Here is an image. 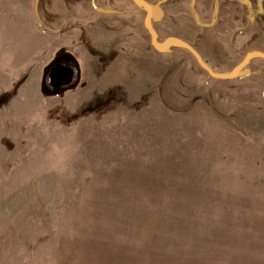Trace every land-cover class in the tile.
I'll use <instances>...</instances> for the list:
<instances>
[{"label": "rangeland", "instance_id": "374dc122", "mask_svg": "<svg viewBox=\"0 0 264 264\" xmlns=\"http://www.w3.org/2000/svg\"><path fill=\"white\" fill-rule=\"evenodd\" d=\"M143 1L156 46L137 0H0V264H264V94L208 85L264 49V0Z\"/></svg>", "mask_w": 264, "mask_h": 264}, {"label": "crops", "instance_id": "0c3cea01", "mask_svg": "<svg viewBox=\"0 0 264 264\" xmlns=\"http://www.w3.org/2000/svg\"><path fill=\"white\" fill-rule=\"evenodd\" d=\"M159 0L158 3L161 2V6L166 5V8L171 11V14L166 13V17H172L174 19H180L181 22H187L188 24L194 27H200L198 23H195V15L191 10V5H182L175 6L171 5L175 3H180L186 0ZM189 1V0H187ZM194 1L197 5L200 4V0H191ZM151 4V3H150ZM157 4V3H156ZM155 5V4H151ZM45 9L47 10L46 15L49 18L55 17L60 20L65 19H88L101 17L102 14L108 13L110 8H106L105 6H99L96 3V0H48V2L44 3ZM196 8V6H195ZM43 8H40V11ZM56 10L53 14L50 11ZM156 9H152L150 12V16L155 14ZM197 12V10H195ZM42 12V11H41ZM252 30V29H251ZM251 30L249 32H251ZM205 34V33H204ZM183 37L177 38L181 41H193L197 38L191 36L188 32L182 35ZM175 38V37H174ZM258 50L257 52H261L264 54V49H253L252 51ZM256 52V51H255ZM257 58H264L259 56H253L250 58L247 67H242L239 69L237 74L233 77H229L233 73L232 71H224L221 72V77L214 76V81L208 83V85H255L257 94H264V63L263 61H258ZM254 64V66L252 65ZM252 65V66H251ZM235 68V67H234ZM248 70V71H247ZM250 70V71H249ZM247 71V72H246ZM250 72V73H249ZM225 76V77H224ZM237 81H234V79ZM216 79H226L228 81H217ZM246 88V87H245ZM249 88V87H248Z\"/></svg>", "mask_w": 264, "mask_h": 264}, {"label": "water", "instance_id": "95a60500", "mask_svg": "<svg viewBox=\"0 0 264 264\" xmlns=\"http://www.w3.org/2000/svg\"><path fill=\"white\" fill-rule=\"evenodd\" d=\"M137 1H143V0H137ZM145 2V1H144ZM147 7V6H146ZM148 8V14H147V17H146V20H149V16H150V12H151V9L149 8V7H147ZM148 27L151 29V23L149 22L148 23ZM150 33H151V36H152V44L153 45H158V43H157V41H156V39H155V32L151 29L150 30ZM190 49H191V51H193L194 53H195V51L190 47ZM197 54V53H196ZM256 55L257 56H259V57H264V54L263 53H261V52H257L256 53ZM250 58V57H249ZM242 65L240 64V66H239V68L241 67ZM52 68V70H51V72L53 73V75H57V74H59L60 76H61V80L59 81V86H67V85H69V84H71V79L72 78H69L66 74H67V72H68V70L67 69H62V68H58V67H51ZM239 68H237V69H235L234 71H233V73L231 74V75H229V77H233V76H235L236 74H237V72L239 71ZM214 76H217V77H219V75L218 74H216V73H214V72H212V71H210ZM221 76H223V75H221ZM225 77V76H224ZM67 78V79H66ZM69 78V79H68Z\"/></svg>", "mask_w": 264, "mask_h": 264}, {"label": "flooded vegetation", "instance_id": "af4514ba", "mask_svg": "<svg viewBox=\"0 0 264 264\" xmlns=\"http://www.w3.org/2000/svg\"><path fill=\"white\" fill-rule=\"evenodd\" d=\"M67 63H69L68 61H66ZM70 64V63H69ZM58 66H60V64L58 65ZM63 67V66H62ZM68 67H70V66H67V68H65V69H67L68 70V72H67V76L69 77V78H72L71 79V83L73 82V80H74V77H75V71H72L71 70V68H68ZM58 68H60V67H58ZM50 70H51V68H50ZM71 70V71H70ZM68 78V79H69ZM62 78H61V76L59 75V74H57V75H53V73H51V72H49L48 73V78H46V81L47 80H49V83L50 84H56V85H60L59 84V81L61 80ZM67 79V78H66ZM70 85V84H69Z\"/></svg>", "mask_w": 264, "mask_h": 264}, {"label": "trees", "instance_id": "16d2710c", "mask_svg": "<svg viewBox=\"0 0 264 264\" xmlns=\"http://www.w3.org/2000/svg\"><path fill=\"white\" fill-rule=\"evenodd\" d=\"M139 2H140V1H139ZM140 3H142V4H144L145 6L149 7L151 10H152V9H157V8H159V5H160V4H157V5H151V4L145 3L144 1H141ZM146 21H149V22H150V19H149V20H146ZM175 40H177V41H181V40H179V39H169V42H173V41H175ZM194 54L198 57L200 63H201L202 65H204V62H203L202 59L199 57V55L196 54V52H195ZM70 57H71V56H70ZM71 58H73V57H71ZM248 59H249V56H248L247 60H248ZM243 64H244V63H242L241 65H243Z\"/></svg>", "mask_w": 264, "mask_h": 264}]
</instances>
